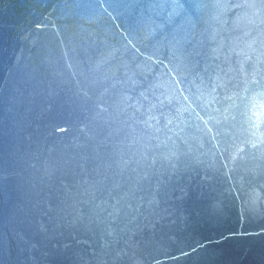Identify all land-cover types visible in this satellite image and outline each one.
<instances>
[{
	"label": "water",
	"instance_id": "95a60500",
	"mask_svg": "<svg viewBox=\"0 0 264 264\" xmlns=\"http://www.w3.org/2000/svg\"><path fill=\"white\" fill-rule=\"evenodd\" d=\"M0 264H264V0H0Z\"/></svg>",
	"mask_w": 264,
	"mask_h": 264
}]
</instances>
